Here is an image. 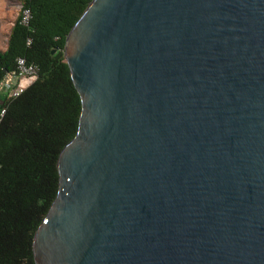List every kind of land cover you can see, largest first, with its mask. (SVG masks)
Masks as SVG:
<instances>
[{"label":"water","instance_id":"95a60500","mask_svg":"<svg viewBox=\"0 0 264 264\" xmlns=\"http://www.w3.org/2000/svg\"><path fill=\"white\" fill-rule=\"evenodd\" d=\"M63 55L35 264H264V0H91Z\"/></svg>","mask_w":264,"mask_h":264},{"label":"trees","instance_id":"16d2710c","mask_svg":"<svg viewBox=\"0 0 264 264\" xmlns=\"http://www.w3.org/2000/svg\"><path fill=\"white\" fill-rule=\"evenodd\" d=\"M20 1L31 17L24 25L19 12L0 50V83L15 73L18 57L39 72L0 122V264H35L33 236L57 195V159L81 113L65 40L91 0Z\"/></svg>","mask_w":264,"mask_h":264},{"label":"built area","instance_id":"2783aa9c","mask_svg":"<svg viewBox=\"0 0 264 264\" xmlns=\"http://www.w3.org/2000/svg\"><path fill=\"white\" fill-rule=\"evenodd\" d=\"M21 23L28 24L31 12L20 6ZM30 39L27 40V44ZM16 71L8 79L0 83V122L6 114L8 103L24 93L38 78L37 65L28 63L23 57L16 58Z\"/></svg>","mask_w":264,"mask_h":264},{"label":"crops","instance_id":"0c3cea01","mask_svg":"<svg viewBox=\"0 0 264 264\" xmlns=\"http://www.w3.org/2000/svg\"><path fill=\"white\" fill-rule=\"evenodd\" d=\"M20 0H0V50L5 51L13 24L19 15Z\"/></svg>","mask_w":264,"mask_h":264}]
</instances>
